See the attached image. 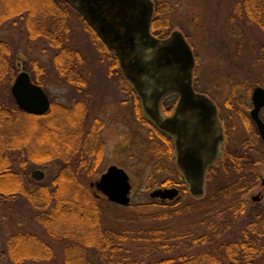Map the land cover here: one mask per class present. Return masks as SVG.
<instances>
[{
  "label": "trees",
  "instance_id": "1",
  "mask_svg": "<svg viewBox=\"0 0 264 264\" xmlns=\"http://www.w3.org/2000/svg\"><path fill=\"white\" fill-rule=\"evenodd\" d=\"M152 1V33L165 39L169 36L166 32L172 27L171 5L168 0ZM71 10L76 11L62 0H0V31L11 20L25 19L31 40L43 37L58 51L55 57L58 74L79 86L83 85V80L74 64L79 53L67 46L66 20ZM234 11V21L264 31V0H236ZM76 13L83 18L78 11ZM83 20L95 40L102 43L104 52L113 56L114 53ZM115 61L118 65L117 58ZM35 65L37 76L31 75L32 81L45 89V83L38 76L43 74V68ZM18 72L12 47L8 42L0 41V87L6 74L12 73L11 82L14 83ZM12 100L15 106L0 103V122L23 115L27 126L34 128L42 124V132L39 135L33 133L37 136L35 143L31 142L34 136L30 132L0 135V206L9 200L24 199L44 235L63 244L66 264H264V213L257 211L242 230L237 231L240 228L237 222L247 206L242 196L259 181L252 157L228 155V160L223 162L228 177L226 185L207 200L188 207L192 211L185 213L208 209L199 232H177L167 225L168 215L163 214L141 219L130 229L118 232L104 228L100 206L103 196L91 187L105 151L100 120L95 119L91 126L88 125L87 108L82 101L72 108L52 104L47 115L35 116L22 112L13 96ZM57 115L61 120L59 123L55 122ZM37 144H45V149H40ZM16 152L19 156L14 158L12 154ZM18 160L16 171L14 165ZM53 162L62 166L51 185L28 187V165ZM212 183L210 171L207 184ZM230 198L233 202L222 207L221 204ZM125 244L133 247L126 248ZM53 259V248L33 232L8 235L0 245V264Z\"/></svg>",
  "mask_w": 264,
  "mask_h": 264
},
{
  "label": "rangeland",
  "instance_id": "2",
  "mask_svg": "<svg viewBox=\"0 0 264 264\" xmlns=\"http://www.w3.org/2000/svg\"><path fill=\"white\" fill-rule=\"evenodd\" d=\"M168 2L172 9L169 18L172 27L166 34L180 32L192 47L195 56L193 71L195 88L218 103H250L248 93L257 87L264 88V31L234 21L236 0H168ZM66 24L67 46L73 52L79 53V57L74 59V64L83 85L70 83L67 77L58 74L55 61L58 51L51 48L49 41L43 37L31 40L25 19L11 20L2 27L0 41L8 42L12 47L19 68L16 78L21 72V65H24L25 71L30 75L37 76L35 64H38L44 71L38 76L45 83V91L52 104L72 108L76 102L82 101L87 108L88 125L91 126L95 119L100 120L103 127L100 135L105 151L93 180L97 182L111 166H117L127 172L133 186L132 203L128 207L111 203L106 197L101 198L104 228L122 232L135 226L141 219L163 214L168 215L167 225L174 227L177 232H199L200 223L208 209L185 212L192 211L188 207L207 200L222 185H226L228 177L223 169L215 183L207 184L203 196H192L188 185L182 184L174 140L168 139L146 116L142 102L125 78L119 62L117 65L115 54L111 56L104 52L102 43L95 40L85 21L76 11H70ZM11 74L5 75L0 87V103L9 107L15 106L11 93L14 84L11 82ZM173 99L174 97L168 96L164 101V107L161 108L162 118L172 114L169 110ZM233 113L235 114L234 111ZM55 122H61L59 115ZM27 125L29 124L23 115L17 116L16 119H5L0 122V135L8 136L15 131L30 132L32 135L41 134L42 124L34 128ZM69 129L74 130L72 127ZM230 136L225 150L239 149L247 138V134L244 136L242 131L234 135L231 132ZM36 137H33L32 143H35ZM259 145L264 152V144ZM37 146L45 149V144ZM18 153L12 154L14 158L19 156ZM252 155L254 160L260 163L257 172L264 178V154L257 152ZM19 160L14 165L16 171ZM61 166L57 162L46 165L29 164L28 187L51 185ZM37 170L45 173V179L41 182L32 178L33 172ZM89 182L92 181L89 179ZM179 183L180 187H177L176 184ZM169 187L179 189L180 197L168 203L151 198L153 192ZM258 196L263 200L254 203L252 199ZM242 199L247 206L244 215L240 216L237 222L240 226L237 231H241L257 211L264 210V187L260 181L256 182ZM233 200L227 199L221 206L226 207ZM18 232L38 234L54 251V259L49 262L23 264H66L63 244L44 235L42 228L34 220L32 208L22 198L9 200L0 206V245L4 244L6 236ZM125 247L131 248L133 245L125 244ZM96 260L95 257L94 261Z\"/></svg>",
  "mask_w": 264,
  "mask_h": 264
},
{
  "label": "water",
  "instance_id": "3",
  "mask_svg": "<svg viewBox=\"0 0 264 264\" xmlns=\"http://www.w3.org/2000/svg\"><path fill=\"white\" fill-rule=\"evenodd\" d=\"M78 11L102 42L120 63L125 78L142 102L150 121L162 130L166 125L175 137L176 159L190 193L194 197L204 195L206 171L216 159L222 137L216 109L205 96L193 91L192 74L195 57L186 38L174 32L160 40L151 34L154 15L152 0H62ZM178 93L180 102L176 115L165 119L161 115V101L168 93ZM12 96L18 108L28 115L45 116L51 110V101L45 90L22 71L12 88ZM256 106L253 117L264 139V124L258 113L264 107V88H257L253 95ZM32 178L41 182L45 173L33 172ZM91 187L104 195L111 203L131 205L132 184L127 172L111 166L99 181ZM178 189L158 190L152 199L173 201ZM260 200V196L254 198Z\"/></svg>",
  "mask_w": 264,
  "mask_h": 264
},
{
  "label": "flooded vegetation",
  "instance_id": "4",
  "mask_svg": "<svg viewBox=\"0 0 264 264\" xmlns=\"http://www.w3.org/2000/svg\"><path fill=\"white\" fill-rule=\"evenodd\" d=\"M151 34L154 37H156L157 39H160V40L167 39V38H165V39L158 38L157 36H155L152 33V30H151ZM169 37L170 36H168V38ZM192 51H193V49H192ZM193 54H194V52H193ZM22 66H24V65H22ZM21 71H23V67L21 68ZM193 71H194V69H193ZM30 77H31V80H32V76L31 75H30ZM130 85H131V83H130ZM192 87H193V91L196 94L205 96L212 102L213 106L216 109L217 121L219 122V126L221 128L222 137H223V139L221 140V142L219 144V147L217 149L216 159L214 160V162L210 165V167L206 171L204 190H205V187L207 186V178H208L209 172L211 171L212 177H213V182L215 183L217 181L218 175L220 174L222 169H223V171L225 173V170H224L225 168H224L223 162L228 160L227 156L228 155H235V154H237L239 156H244V157L246 156L248 158L252 157V159H253V167H254L255 173L259 176V181H260L261 185L264 187V178H261V174L259 172H257V170H259L258 169V164H260V163L256 162L254 160L255 158H253V155H252L253 153H257V152L260 153V154H264V152H262L261 148L258 147V146H260L259 143L264 144V139H263L262 133H261V131L259 129V125H258L257 121L253 117V112L256 109V106H255V104L253 102V95H254L255 90L257 88H259V87L255 88L253 91H250L248 93L247 96L250 99L249 100L250 103H243V104H237V103H233V102H231V103H227L226 102L225 104L218 103V102H216V100H214L213 98L209 97L208 95L199 92L195 88L194 81H193V74H192ZM133 90H134V88H133ZM135 93H136V91H135ZM136 95L138 96L137 93H136ZM168 96L169 97H174V99H173L174 101L171 104L172 105L171 109L169 110L170 112L172 111V114H168V117L165 118V119L173 118L176 115L177 107L179 105L180 98H181L178 93H175V92L168 93V94H166L164 96V98L161 101V108L164 107V101H166V98ZM173 106H174V108H173ZM233 111L235 112V114L233 113ZM258 118L264 124V107H262L261 110L259 111ZM238 122H240L241 125H239ZM155 126L164 135H166L168 139L174 140V143H175L174 135H172L170 132H168V130L165 129L166 125L164 123L160 124V126L164 127L163 130L161 128H159L158 125H155ZM238 131H242V133H244V136L247 134V136H246L247 138L242 143V146L239 149H235V150H230V149L225 150L224 148L229 143V140H230V137H231L230 136L231 132H233V135H234V133H237ZM176 155H177V153H176ZM180 172H181V176H182V182H183L182 184H187V182H186V180L184 178V175H183L181 170H180ZM176 186L180 187V183L176 184ZM188 187H189V185H188ZM173 188H175V187H169V188H164V189H160V190H169V189H173ZM252 188L253 187H251L249 190H251ZM189 189H190V187H189ZM249 190H247V192H245L244 194L248 193ZM254 198L252 199V201L254 203H260L263 200V198L260 197V200L255 201ZM159 201H162V200H159ZM162 202L163 203H168L170 201L166 200V201H162ZM259 212L264 213V210L260 209Z\"/></svg>",
  "mask_w": 264,
  "mask_h": 264
}]
</instances>
